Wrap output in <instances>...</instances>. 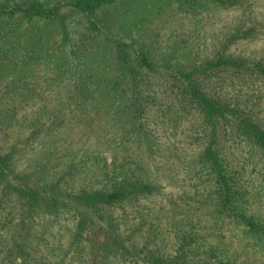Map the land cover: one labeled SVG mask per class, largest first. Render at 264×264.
Instances as JSON below:
<instances>
[{
    "label": "rangeland",
    "instance_id": "374dc122",
    "mask_svg": "<svg viewBox=\"0 0 264 264\" xmlns=\"http://www.w3.org/2000/svg\"><path fill=\"white\" fill-rule=\"evenodd\" d=\"M71 1L0 0V153L10 165L0 264H141L145 254L163 264H264L263 152L234 117L211 131L177 78L218 57L238 60L195 79L264 129V77L253 69L264 65V0H95L94 17ZM210 133L231 210L220 209L203 159ZM130 184L151 190L79 207L80 231L74 209L13 191Z\"/></svg>",
    "mask_w": 264,
    "mask_h": 264
},
{
    "label": "trees",
    "instance_id": "16d2710c",
    "mask_svg": "<svg viewBox=\"0 0 264 264\" xmlns=\"http://www.w3.org/2000/svg\"><path fill=\"white\" fill-rule=\"evenodd\" d=\"M100 4V1L95 2V0H73L70 2V6L76 10L82 12L86 17H94L95 10ZM34 7V5L32 6ZM36 15H48L51 16L55 13L54 8L52 10H45L43 7L34 8ZM1 11V10H0ZM140 63L147 70H152L154 64L146 56H143ZM238 60L233 58H222L218 57L215 61L208 63L204 68H194L191 71L183 72L178 71V79L183 85L186 84L188 89L187 97L191 99L196 108L202 113L203 119L211 131H214L217 121L221 119H230L234 117L236 127L238 130L252 138L257 146L262 150L264 155V129L258 124L253 122L247 117H243L236 109H233L228 104L221 101L215 100L210 95L206 94L198 86V82L195 79V75L207 69L218 68L223 65L238 66ZM253 69L264 77V65L255 64ZM211 138L207 142V148L204 153V161L209 165L211 172H213L216 183H218L219 188V205L221 210H231L234 204V191L231 186L230 178L227 174L224 163L220 159L219 155L215 152L213 147L215 140L213 138V133H210ZM8 154L0 153V182L6 181L7 185L5 187L8 189ZM47 190V189H46ZM151 190L149 185H132L125 188L114 187L110 190H96L93 192H82L80 194L69 193L66 196L56 194L55 191L49 190L44 191L41 194L39 188H31L27 186H13V191L19 196L23 197L29 195L34 201L41 200L42 205L46 208H51L55 212H59L61 208L67 205V209H71L76 214L78 219L76 227L78 231L83 230V225L85 224V215L79 212V207L90 208V210H96L101 208V206H114L119 202L124 201L133 192H148ZM70 203H65L69 202ZM41 206V204H39ZM245 223L250 227V229H256L254 222L247 219ZM75 227V228H76ZM76 229V230H77ZM122 247V246H119ZM18 251H23V248L19 245ZM141 264H163L157 259H152V257L141 256ZM145 258V259H144Z\"/></svg>",
    "mask_w": 264,
    "mask_h": 264
}]
</instances>
